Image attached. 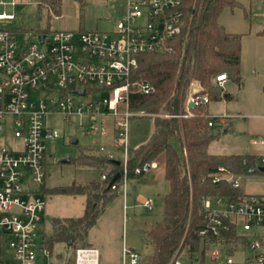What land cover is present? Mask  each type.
<instances>
[{
	"label": "built area",
	"instance_id": "2783aa9c",
	"mask_svg": "<svg viewBox=\"0 0 264 264\" xmlns=\"http://www.w3.org/2000/svg\"><path fill=\"white\" fill-rule=\"evenodd\" d=\"M14 19L13 14L0 12V121L4 123L0 124V134L4 133L0 137V237L6 250L1 252L0 264H58L49 261L51 251L37 234L46 206L45 142L58 137L45 118L61 116L65 122L84 118L79 123L83 135H111V144H100L97 155L120 167L116 172L108 169L100 181L118 175L108 187L125 199L129 180L157 168L155 161L128 167L129 121L147 116L130 110L131 95L155 92L149 82L134 77L137 57L173 53L172 43L185 28L184 13L179 0H125L123 16L111 33L57 30L39 32L35 41L22 42L3 25ZM226 80L219 74L213 82L222 85ZM80 91L83 94H73ZM200 91L199 83L191 85L186 110L189 101L193 107L208 104L205 94L196 95ZM36 93L40 95L34 100ZM208 119L213 128L226 122L224 116L209 115ZM254 143L264 145V138ZM260 167H264V157ZM240 176L219 166L208 179L239 190ZM151 203L144 200L141 206L150 211ZM202 209L205 225L199 235L218 240L208 251L207 263L224 256L225 264H234L232 256L247 253L244 264H264V194H243L237 200L206 196ZM226 240L231 241L230 252L224 247ZM181 253L177 250L170 264H189L181 261ZM144 259L143 254L123 246L120 264H141ZM66 264H99L98 251L78 247Z\"/></svg>",
	"mask_w": 264,
	"mask_h": 264
},
{
	"label": "trees",
	"instance_id": "16d2710c",
	"mask_svg": "<svg viewBox=\"0 0 264 264\" xmlns=\"http://www.w3.org/2000/svg\"><path fill=\"white\" fill-rule=\"evenodd\" d=\"M35 1L39 17L43 9L60 14V0ZM74 1L79 4L82 14L84 0ZM179 1L185 28L172 43L173 53L137 57L138 69L134 77L149 82L155 92L152 95L134 93L130 99L131 111L154 117L151 135L145 144L129 154L128 167L132 169L163 156V176L169 185V191L162 199L161 221L144 231V242L150 252L141 264H170L179 249L186 260L183 262L207 264L208 251L218 240L208 234L199 235L205 225L203 199L212 196L237 200L243 195L228 183L212 184L208 175L219 166L237 175L264 174L257 169L260 156L209 154V144L218 139L220 133L208 126L207 105L186 110L187 93L193 83H199L201 87L196 95L205 94L209 103L221 99L222 89L217 90L212 84L215 76L224 74L226 79L234 82L240 79L241 36L226 32L218 23L222 10L233 9L238 3L234 0ZM258 34L264 36V28ZM70 163L96 172L98 177L83 184L73 183L52 190L44 186V194L85 197L82 216L52 220V233L48 237L44 235L43 241L50 251L53 244L59 242L73 251L78 247H89L84 243L88 231L118 194L108 187L111 177L100 181V176L108 169L111 172L119 170L117 162L82 150ZM232 238L231 235L228 237ZM68 241H71L70 246ZM230 242L224 243L227 252L232 249Z\"/></svg>",
	"mask_w": 264,
	"mask_h": 264
},
{
	"label": "rangeland",
	"instance_id": "374dc122",
	"mask_svg": "<svg viewBox=\"0 0 264 264\" xmlns=\"http://www.w3.org/2000/svg\"><path fill=\"white\" fill-rule=\"evenodd\" d=\"M238 6L224 8L218 17V23L226 32L241 36L240 79L234 82L227 79L222 85L212 80L213 87L222 89L221 99L210 101L207 112L212 116H224L223 126L214 127L220 135L212 141L207 149L211 155H251L264 157V146L250 143L264 137V36L259 35L264 28V0H234ZM5 6L0 12L11 13L15 19L4 22V26L14 32L20 42L30 38L36 40L39 32L50 34L57 30L97 31L111 33L115 23L123 16L125 0H84L81 14L79 4L74 0H60V14L43 9L39 14L35 0H3ZM13 3V4H12ZM247 13V15H245ZM194 84V83H193ZM189 91L187 93V96ZM40 94L32 95L36 99ZM225 95V97H224ZM41 96H44L42 94ZM153 115L151 117L132 118L128 124L127 151L145 144L153 131ZM84 118L73 117L65 122L61 116L45 118V124L58 134L56 139L45 142L48 154L45 185L48 190L67 187L71 184H83L98 177L93 171L86 170L75 160L85 148L97 150L100 144L108 146L111 135L100 138L95 134L83 135L79 131V123ZM0 124L2 121H0ZM8 126V125H7ZM6 129V127H5ZM8 132L10 128H7ZM223 130H227L222 133ZM255 133L257 136H250ZM4 133L0 134L3 137ZM75 138L77 144H70ZM160 156L159 158H161ZM158 160V159H156ZM166 183L162 178L161 167L150 170L137 178L129 180L128 195L123 198L117 194L106 206L96 224L88 231L84 243L97 249L99 264H120L122 246L133 248L143 255L149 254L144 242V231L161 221L163 215L162 197ZM239 191L242 194H264V174L248 173L239 179ZM138 196L152 202L147 211L140 207ZM46 202L43 221L37 228L38 239L48 237L52 233L54 218H79L85 207V197L81 195L44 194ZM125 200V201H124ZM0 237L1 252H5ZM6 253V252H5ZM73 248L63 243H54L49 261L66 264L72 259ZM247 253L232 256L234 264H244ZM181 261H186L181 253ZM225 264L224 256L215 263Z\"/></svg>",
	"mask_w": 264,
	"mask_h": 264
},
{
	"label": "crops",
	"instance_id": "0c3cea01",
	"mask_svg": "<svg viewBox=\"0 0 264 264\" xmlns=\"http://www.w3.org/2000/svg\"><path fill=\"white\" fill-rule=\"evenodd\" d=\"M83 30V29H82ZM210 115V114H209ZM212 116V115H211ZM226 125H227V122H226ZM227 130H225L224 132H226ZM264 132V131H263ZM250 136H252V137H254V136H257V134H255V133H250ZM264 138V137H263ZM254 141H255V139H252V140H250V143H252V144H257V143H254ZM111 144V142L109 143V145ZM108 145V146H109ZM258 145H260V146H264V145H261V144H258ZM84 151L85 152H88V153H91V154H95L96 156H97V151L96 150H93V149H90L89 147L88 148H85L84 149ZM251 155H257V154H251ZM257 156H259V155H257ZM160 157V156H159ZM157 158L158 160H155V162H156V164H157V168L156 169H152V171L153 170H157L158 169V167L160 166L161 167V172H162V178H163V180H164V176H163V168H164V160H163V156L161 157V158ZM260 157H263V156H260ZM69 162H70V160H69ZM132 180V179H131ZM164 182L166 183V189H165V193H164V195L165 194H167L168 193V191H169V185H168V183L164 180ZM46 186V185H45ZM127 195H128V191H127ZM163 195V196H164ZM127 197V196H126ZM138 199V201H139V203H140V207L142 208V206H141V204H142V202L144 201V200H146L144 197H141V196H138L137 197ZM162 199H163V197H162ZM125 201V200H124ZM151 208H152V203H151ZM88 246V245H87ZM124 246V245H123ZM123 246H122V248H123ZM89 247H92V246H89ZM92 248H94V247H92ZM94 249H96V248H94ZM128 249H130V250H132V251H135V249H133V248H128ZM97 250V249H96ZM121 251H122V249H121ZM137 252V251H136ZM145 257H146V255H144Z\"/></svg>",
	"mask_w": 264,
	"mask_h": 264
},
{
	"label": "water",
	"instance_id": "95a60500",
	"mask_svg": "<svg viewBox=\"0 0 264 264\" xmlns=\"http://www.w3.org/2000/svg\"><path fill=\"white\" fill-rule=\"evenodd\" d=\"M43 37H44L43 35H40V36H39L40 41H42ZM73 94H83V91L75 92V93H73ZM192 107H193V103H192V101H189V102L187 103V109L189 110V109H191ZM224 131H225V130H223L222 133H224ZM70 144H72V145L77 144V140H76L75 138L70 139ZM258 171L261 172V173H264V167H260V168H258ZM117 178H118V175H116V176L111 180L109 186H110V185H111V184H112ZM68 245H69V246L71 245V241H68Z\"/></svg>",
	"mask_w": 264,
	"mask_h": 264
}]
</instances>
